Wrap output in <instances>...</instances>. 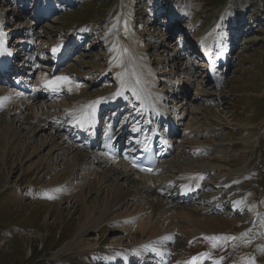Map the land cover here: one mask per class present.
I'll return each mask as SVG.
<instances>
[{
	"label": "rangeland",
	"instance_id": "obj_1",
	"mask_svg": "<svg viewBox=\"0 0 264 264\" xmlns=\"http://www.w3.org/2000/svg\"><path fill=\"white\" fill-rule=\"evenodd\" d=\"M23 2L0 0L1 18L8 16L14 23L9 32L16 48L31 36L38 40L36 57L50 50L54 42L66 39L76 44L72 57L59 69L56 77L74 75L78 84L70 80L71 87L80 93L64 101L71 103L78 94L77 100L87 96L101 101L111 96L116 91L117 84L114 83L121 78L120 69L124 62L123 59L117 62V49L125 44L124 50H134L138 58L149 62L147 64L153 72L184 83L183 90L188 92V95L184 94L187 115L181 121L190 133L187 134L190 139L186 141L198 143L196 148L195 145L191 147L204 152L202 157L199 155L193 160V165L207 167L211 158L227 156L225 165L247 171L244 181L247 197L264 211V0H54V4L45 0L43 7H50L54 13L38 22L30 21V14L22 10ZM183 11L184 17L169 22L172 15ZM220 14L221 22L216 31L212 27L217 24L215 19ZM119 18L120 27L113 29V23ZM183 32L206 38L208 44L217 49L225 47L226 43L236 46L230 54L231 63L224 71L220 87L210 85L207 80L200 79V75L187 79L190 74L183 67L189 63L190 57L183 55L186 51L182 48L190 41L184 39ZM182 37V42L177 43ZM32 42L34 47L35 42ZM54 77L50 73L44 75V78ZM103 78H106L105 82L101 81ZM167 83V80L161 81L162 86ZM45 104L48 111L53 112L50 103ZM62 107L59 105L60 109ZM23 127L28 130L26 135L20 133ZM31 130L29 123L0 114V264H114L109 251L117 247L128 250L140 245V239L134 240L132 236L106 227L81 237L83 242L79 247L65 250L75 238L78 226L86 221L89 209L103 208L102 203L110 199L111 192L117 189L113 183L122 187L127 185L111 172L107 175L112 179L104 182L105 176L100 175L102 168L93 159L74 170L78 164L75 151L70 155L67 167L55 171V165H51L54 168L51 172H42L44 164L49 166L45 156L52 147L42 148L44 150L35 159H32L31 152L35 147L40 148L41 143L52 140V134L47 132L39 136L35 144H30ZM57 144L63 145L59 140ZM6 153L8 159H5ZM173 158L168 162L177 161ZM199 159L205 160L201 163L197 161ZM216 174H208L204 183L211 184L228 172L223 168ZM99 181L104 184L98 188L107 186L108 190L101 192L96 186L90 194L86 187ZM159 181L157 185L163 183ZM107 191L111 192L107 194ZM137 205L144 204L140 200L129 203L115 210L109 221L120 219L126 211H134ZM217 211L208 207L207 212L199 215L203 219L205 216L216 217L211 213ZM236 219L243 224L239 231L243 228L249 230L254 223L248 214L245 217L240 214L233 220ZM227 233L226 237L236 234L235 231ZM95 251L105 253V263H99ZM124 262L125 259L118 264Z\"/></svg>",
	"mask_w": 264,
	"mask_h": 264
},
{
	"label": "bare ground",
	"instance_id": "obj_2",
	"mask_svg": "<svg viewBox=\"0 0 264 264\" xmlns=\"http://www.w3.org/2000/svg\"><path fill=\"white\" fill-rule=\"evenodd\" d=\"M45 10L46 14L50 12V9ZM184 15L185 12L183 11L175 16L181 18L184 17ZM119 21L120 18L113 23V29L119 27ZM2 24L3 19L0 17V25ZM201 43L205 45L207 39H202ZM24 44L33 47L32 41L24 42ZM124 45L125 44H121L120 48L117 49V62L119 63L121 59L124 60L122 65L123 68L120 69V91L130 87L133 90L132 93H135L136 96L138 90L147 92L151 96L153 107H163V110H166V103L164 100H160L157 94L162 86L161 81L164 82L165 80H159V78L156 77L157 73L146 66L149 62L143 58H138L134 50H124ZM23 46L26 47L25 45ZM56 47H58V45ZM229 48L230 45L225 48V53H222V55L218 57L220 61L217 63L225 64L226 61L229 60ZM22 57L23 54H20L19 58L21 59ZM9 60L10 58L6 53V49L1 44L0 39V63L5 65ZM217 63H212L206 71L215 84H219L222 80L221 73L217 74L211 71V69L214 70L216 68L218 65ZM32 72H35V70H32ZM27 75L30 76L32 73H28ZM19 78L20 81H24L25 84L28 83V80H23L21 77ZM52 79L53 78H44L43 85L34 93L27 95V97L30 98H27L22 93L2 88L0 84V114L8 116L9 118H14L15 121L18 120L21 123H29L32 126L31 133H33V135L28 136L30 144H35L37 138L47 132L52 134V140L41 143L40 148L35 147L31 152V155H33L32 159H35L39 157L44 150L42 148L52 147V151L45 156L49 166L44 164L42 172H51L52 169H54L51 165H55V171L67 167L70 163V155L76 152L78 164L74 167V170H79L80 165H85L90 159H93L97 162L99 168H102L100 175L105 176L103 179L104 182L107 179H112L111 176L107 175V173L111 172L117 180H121L127 185L126 187H122L115 182L113 183L117 189L114 188L115 190L113 192L107 191V194L111 192L110 199H106V203L101 202L102 205L104 204L103 208L98 207L96 209H89L86 221L78 226L75 238L65 250L73 249L77 246L79 247L81 242H83L80 238L84 235L100 232L103 228L108 227L120 233L127 234V236H132L134 240H141L139 242L141 244L137 245V247H129L130 249L128 250L123 247H117L116 250L109 251V254L113 256L112 260L115 262L118 257H120L118 255L123 254L121 256L127 258L125 263L129 262V260H131L130 258L133 257H138V261L140 262L147 261L148 257H150L149 260H152L153 264H188V261L192 257H198L200 262L209 259V264H217V258L220 264H250L252 261H254V264H264V213L261 207H259V204V206L256 204L258 209L253 212L248 208L250 207L249 203L251 201L248 197L245 198L246 194L243 192L245 185L242 184V182L246 173L244 169L240 168L235 170L234 166L230 164L225 165L226 162L224 160L227 156L211 158L209 160L210 165L207 167L193 165V158L199 155L201 156L203 150L195 149L196 145L199 146L198 143L193 144L186 140L176 149V154L173 159L177 161L168 162V158L170 159L172 157L173 152H171L170 156H165L163 158V163L160 164L153 174L156 175L160 173V176H138L132 173L127 164L120 158H118V161L111 159L110 161L114 166H109V158L107 156L100 153L89 152V150L73 144L66 131L62 132L59 126L58 128L56 126V124H63L64 126L66 124H76L78 120H80L78 118H83L85 116L84 112H88V110L91 111V109L98 106V104L93 105L91 101L92 98L88 99L87 96L77 100L80 94H78L76 100L71 103L63 100L62 104H59L64 96H72L76 93H80V91L71 87V83L63 85L58 92L45 90V83ZM175 85L174 83V86H168L165 89L162 88V91L165 90L172 94L175 91L171 89H177ZM69 88L71 91H69ZM148 89L151 94L148 92ZM181 94L182 93L179 91L176 92L175 99H180L182 101V97L184 96ZM10 95L14 97H10ZM47 100L52 101L50 105L53 112L48 111L49 107L44 103ZM18 101L20 102L19 105H17V103H19ZM59 105L64 107L60 109ZM134 108L142 115L140 106H134ZM9 121L10 120H7V123H9ZM20 133L26 135L28 130L23 127L20 129ZM58 140L61 141L63 145H58ZM116 140L117 137L110 139L109 143H107L108 147L114 143H119L120 146V142ZM8 145L11 147L10 143ZM191 145H195V148L191 147ZM204 146L207 145H203V147ZM211 149L209 148V150ZM105 151L111 152L107 147H105ZM78 152H81V154H78ZM103 156L105 157L104 159ZM7 157L9 156L6 153L5 159ZM201 160L203 161L205 159H199L197 161ZM40 161L44 162L43 160ZM184 161L191 163L190 166L183 163ZM223 168L227 169L228 174L217 178L216 181L210 185H205L204 183V185H202L203 188L213 186L214 191L209 193L204 191L203 196H200V200L202 202L205 200L207 203L206 206H208L211 211H217L225 206L232 207L234 213H238V210L244 209L247 211L248 217L256 216V221L249 230L240 233L239 236L236 237L237 239L232 240V242L221 241L217 243L216 247H213L212 243L205 240L204 237L226 236V234H228L227 232L230 231L239 233V228L243 227L242 221H238L237 219L235 221L233 220L234 218L229 219V216L233 214L227 215V218L210 217L205 216L207 215L205 214V218L203 219L199 213H205V209L199 210L187 206H176L173 201V195L165 187L167 185L178 186L179 193H181L183 192L181 188L184 184L192 185L195 183L194 186L198 187L203 183V177L205 178L206 174L218 175L216 172ZM159 179L162 180L159 181ZM163 180L165 182L157 188L156 183ZM104 182L99 181L97 183H92L88 185L86 189L90 190V194H92L97 186L96 189H100L102 192L107 189V186L104 189L98 188V186L104 184ZM238 196L243 197L242 201L244 203L237 201L236 198ZM103 199L104 198H102V201ZM136 200H140L144 205H141V207L137 205L138 207L134 211H126V213L121 216L122 218L120 217L118 220L112 218L113 220L111 219V221H109V217L115 210L134 201L136 202ZM135 206L136 205H133V207ZM237 223L238 225H236ZM237 228L238 232L236 231ZM89 248L85 247V249ZM95 253L97 254L99 263L106 262L103 257V254H105L104 252L95 251ZM221 258L223 259L221 260Z\"/></svg>",
	"mask_w": 264,
	"mask_h": 264
},
{
	"label": "snow or ice",
	"instance_id": "obj_3",
	"mask_svg": "<svg viewBox=\"0 0 264 264\" xmlns=\"http://www.w3.org/2000/svg\"><path fill=\"white\" fill-rule=\"evenodd\" d=\"M52 51H53V54L55 55V53L59 51V49L54 48ZM70 83L71 81L68 77H54L52 80L45 83V90H51L53 92H58L63 85L70 84ZM77 87H79V85H77ZM69 91H71L70 88H69ZM96 103H99V102H96ZM204 239L210 241L212 243V246L216 247L218 242H221V241L227 242L229 240H235L237 238L236 237H226V236H220V237L212 236V237H204ZM198 259H199L198 257H193L192 261L188 262V264H197ZM222 259L223 258H221V260ZM217 264H220V262L217 261ZM250 264H254V261L250 262Z\"/></svg>",
	"mask_w": 264,
	"mask_h": 264
},
{
	"label": "trees",
	"instance_id": "obj_4",
	"mask_svg": "<svg viewBox=\"0 0 264 264\" xmlns=\"http://www.w3.org/2000/svg\"><path fill=\"white\" fill-rule=\"evenodd\" d=\"M111 2H113V0H111ZM256 7H258V6H256ZM107 9H109V8L107 7Z\"/></svg>",
	"mask_w": 264,
	"mask_h": 264
}]
</instances>
